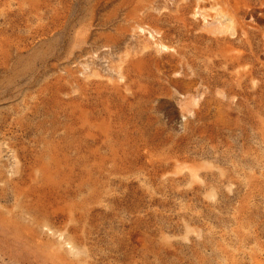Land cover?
I'll use <instances>...</instances> for the list:
<instances>
[{
  "label": "rangeland",
  "instance_id": "obj_1",
  "mask_svg": "<svg viewBox=\"0 0 264 264\" xmlns=\"http://www.w3.org/2000/svg\"><path fill=\"white\" fill-rule=\"evenodd\" d=\"M0 264H264V0H0Z\"/></svg>",
  "mask_w": 264,
  "mask_h": 264
}]
</instances>
